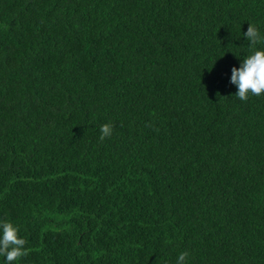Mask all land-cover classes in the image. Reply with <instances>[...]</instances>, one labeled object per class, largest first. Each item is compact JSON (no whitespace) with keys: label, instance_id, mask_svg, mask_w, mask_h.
Returning a JSON list of instances; mask_svg holds the SVG:
<instances>
[{"label":"trees","instance_id":"trees-1","mask_svg":"<svg viewBox=\"0 0 264 264\" xmlns=\"http://www.w3.org/2000/svg\"><path fill=\"white\" fill-rule=\"evenodd\" d=\"M248 23L264 0H0L14 264H264V95L230 83Z\"/></svg>","mask_w":264,"mask_h":264},{"label":"clouds","instance_id":"clouds-1","mask_svg":"<svg viewBox=\"0 0 264 264\" xmlns=\"http://www.w3.org/2000/svg\"><path fill=\"white\" fill-rule=\"evenodd\" d=\"M245 39L253 47L250 55L241 59L239 67L231 68L230 83L236 86L235 95L246 101L249 95H264V48L255 49L257 44H264V35H261L255 24L248 23L246 32L243 33ZM151 127V123L148 125ZM114 125L104 123L100 126V141L111 137ZM27 240L19 236V227L11 221L0 220V256L5 258V264H14L22 257L28 255L25 248ZM189 253L183 251L179 253L176 264H186Z\"/></svg>","mask_w":264,"mask_h":264}]
</instances>
